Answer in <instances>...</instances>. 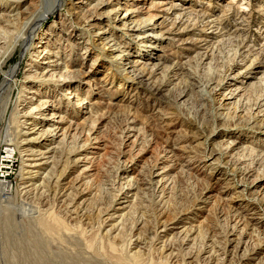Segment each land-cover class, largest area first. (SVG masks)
<instances>
[{"label":"rangeland","instance_id":"1","mask_svg":"<svg viewBox=\"0 0 264 264\" xmlns=\"http://www.w3.org/2000/svg\"><path fill=\"white\" fill-rule=\"evenodd\" d=\"M97 1L65 0V7L60 8V15H63L64 19L60 21L64 20L62 26L73 30L74 35L65 36L61 33L62 39L53 37L50 42L56 40L55 47L60 45L65 49L71 48L69 52L67 50L65 53L63 49L60 52L68 61L83 62L82 66L78 67L83 72L91 70L93 58L98 56L97 61L100 62L98 77L104 79L106 88H109L111 100L117 105L110 107L108 111H103L104 115L101 112L102 115L96 114L87 121H83L84 119L79 116L78 127L85 130V133L88 130L91 131V144H84L81 141L79 145H82V148L73 152V146L69 140L62 153L54 155V158L49 159L46 167H41L40 173L44 172L41 176L48 173L51 180H46V186L38 191L32 186L26 189L23 187L29 185L24 182L31 178L34 179H31L30 183L38 181L39 176L34 175L37 171L35 169L32 170L33 174L28 172L29 169L26 166L30 162L23 150L25 146L20 144V136L10 142L16 150L10 157L2 150L7 142H5V134L1 136L0 182H7L12 186L13 200L8 203L0 197V264H19V249L14 235L18 239L19 236H23V230L30 227L34 218H39L37 216L45 218L49 214L68 223L67 226L72 232H69L70 235L66 234L69 242L63 247L67 252L72 253L71 258H74V261L76 259L79 261L76 260V263L115 264L108 255L116 253L115 255L122 254L128 258V264H238L245 250L250 252L259 246L261 249L256 255H249L250 258H255L250 263L264 264L263 234L260 237L252 236V238L244 236V232L248 231L253 223L260 228L258 229L260 233L264 231V163L257 164L252 172L245 174L250 160L239 161L237 158L241 156L240 148L243 144L236 146L232 144L233 141L238 143L248 139L247 142L251 143L252 147L264 148L263 111L260 112L262 115L258 114L260 116L257 120L255 119L256 121L249 124L255 126L253 129L234 125L249 119L250 107H254L260 100L262 102L264 98V0H174L177 3H187L185 6H191L189 9L195 10V13L187 22L188 28L184 32H182L184 24H178L170 35L152 39V44L159 41L154 50L152 45L145 47L146 44H150L147 42L149 40L143 39L145 41L142 42L137 38L142 31L128 32L120 24L108 22L107 18L96 20L88 30L82 29L79 22L81 21L80 11L92 9ZM126 1L130 4L133 2V0ZM8 3L13 5L7 6L6 9L14 8L17 4L23 7L27 3V6L31 1L26 0L22 4V0L18 2L8 0ZM123 3L125 0H120L119 3L111 0L101 11L106 14ZM57 13L59 9L43 23L45 28L52 24L56 26L55 30H59L61 25L56 22ZM202 14L206 17L205 21H211L207 27L202 25L200 17L198 22L196 21ZM142 16H147V13ZM161 21L162 19H159V22ZM166 25H163L165 26L163 30L170 26ZM111 30L114 35L111 38L116 40L108 42L101 40L104 35H98V33L105 32V38H109ZM205 32H208V36L212 35L209 38L212 39V51H207L208 58L197 54L199 51L202 52L199 48L181 43L178 38L173 39L177 34L184 40L192 37L199 39V35H205ZM125 42L130 45L128 51L132 52L118 59L121 63L125 59L128 62L138 59L140 62L146 61L139 56L141 53H152L154 57L160 55L167 58L152 77V80L157 82L164 79L166 84L168 81L164 88L167 92L169 91L165 92L166 97L152 96L141 85L132 82L131 78L129 79L130 75L119 71L121 65L117 62L119 52L115 54L112 52H115L113 49L119 43L125 46ZM245 43L252 48H250L252 52L248 54L249 56L245 55L246 58H238ZM73 44H77L75 48L71 46ZM33 46L39 50L38 53L28 52L20 61L21 50L18 48L4 65V69H0L1 82L10 67L20 61V70L11 94L12 103L19 96L22 97L18 101L15 123L11 124L15 125L18 133L27 132L29 123L33 121L51 124L53 120H57V117L47 119L52 109L48 107L51 102H48L45 108L38 106L37 85L41 82H31L32 79L28 81L24 77L25 73L32 68L30 64L45 65L51 62L56 54L49 55L43 52L40 55L43 49L37 47L41 44ZM137 50L140 51L135 53ZM48 55L51 56L50 60L46 59ZM2 61L3 59H0V63ZM176 61L185 63L194 78L187 74L175 75L172 65ZM113 67L115 69H112ZM62 72V70L56 71L53 74L54 77H49L50 74H47L55 88L52 96L58 107L54 109L61 108L69 113L73 106V112L79 109L84 111L83 106L74 105L76 103L73 97L68 95L67 89L71 85L61 87L59 83V85L55 84ZM238 72L250 75L245 84L248 88L246 92L245 90L241 92L243 99L240 102L238 100L240 96L229 99L224 107L221 104L226 103L224 96L229 97L230 90L225 82L229 83V78ZM220 82H222L221 89L216 87ZM80 87L84 93L87 91L85 79ZM28 90H33V93H28ZM183 92L185 96L180 97L179 94ZM108 93H106L107 96ZM25 97H34V101L27 104L23 102ZM41 99L51 101L52 98L42 97ZM11 111L10 108L7 118ZM253 112L257 113L258 109H253ZM130 113L129 120L135 116L137 132L129 140L125 131L124 133L122 131L125 130V119ZM33 118L35 120H32ZM3 125L4 121L0 118V128ZM35 130L37 132V128ZM85 138L83 136L82 140L84 141ZM48 140L51 138L49 137ZM132 140H136L135 146ZM60 143L62 144L61 137L56 139L53 147L61 146ZM130 145L135 147L131 150L133 152L130 151ZM102 146L104 150L96 149ZM233 146L235 149L230 150ZM172 148H176L175 155L170 153ZM85 153H88L87 157L94 156V158H88L85 159L86 162L76 164L75 160L83 159ZM164 166L173 167L169 173L171 177L168 181H171L162 186L157 185L159 179L157 174ZM181 166L188 170L187 174L181 173ZM86 167L88 171H84ZM132 167L136 169V173L131 174ZM130 174L136 179L143 180L144 183L139 185L141 187L139 191L129 189L126 180ZM205 184L216 187L218 190L212 195L209 194L212 196L209 199L201 200ZM0 188L5 192L4 187ZM134 194L138 197L137 201L135 200L129 209H124L123 213H126V216L122 220L115 217L114 220L107 221L113 213L118 211V208L123 206L121 202L125 196L132 199L131 196ZM239 207L243 210L244 218L240 221L229 218V211ZM70 210H75V214ZM118 214L120 213L117 212L114 216ZM176 222H183L188 226L190 222L194 223L195 233L187 238L183 234L178 235L177 230L165 231L173 227V223ZM114 223L117 226L109 236L108 231L112 225H115ZM10 231L11 234H9ZM94 239H96L95 246L92 249L88 248L87 243ZM239 240L241 244L236 247ZM14 244L17 248H14ZM111 246H116L115 249L113 248L114 252ZM53 247L60 246L54 243L51 249ZM134 252L139 254L135 255L137 259ZM170 254L174 256L173 260L167 259ZM14 255L18 258L12 257ZM79 256L81 259H78ZM46 263L51 264L52 261L48 260Z\"/></svg>","mask_w":264,"mask_h":264},{"label":"bare ground","instance_id":"2","mask_svg":"<svg viewBox=\"0 0 264 264\" xmlns=\"http://www.w3.org/2000/svg\"><path fill=\"white\" fill-rule=\"evenodd\" d=\"M18 1L19 0H17V2ZM25 1L26 0H22V4H24ZM30 1H31V3H28L27 6H26L27 3H25V6H23V7H19V5L17 4L16 7H14V8H7L6 9L7 6L11 7L13 4L8 3V0H0V9H1L0 12H2V13H0V59H3V61L0 63V69L1 70L4 69V65L8 62V60L11 58V56L14 55V52L18 48H20V50H21L20 51L21 52V60L20 61H22L23 56L28 52L32 51V53H34V52L38 53L39 50H36L33 46V45H38V44H41V46H38L37 48L43 49V51L39 53L40 55L43 52L45 54H49V55L50 54H52V55L56 54L55 57H53L54 59L51 62H47L45 65L30 64V66L32 68L28 70L29 72L25 73L24 77L28 81H30V79H32L31 82H33V81L41 82V84L37 85L38 86V92H39L38 106L45 108V107H47L45 105L48 102H51V105H49L48 107H51L52 109H51V112L49 113V115L47 116V119L48 118L52 119V118L57 117V120H53L51 122V124H45L42 121H33V122L29 123L30 126L27 128L28 131L22 132V133H20V132L18 133L15 125L14 126L11 125V124L15 123V116H16V113L18 112L17 111L18 101H20V99L22 98L21 96H19L14 103H12V101H11L13 84L16 83V79L18 77V73L20 70L19 69L20 61H19L18 63H16L15 65H12L10 67V69L5 73L4 78L0 82V118L4 121V125L0 128V138L3 134H5L4 135L6 137L5 142H7V143L4 144L5 147H3L2 150L4 153H6L10 157L16 151L15 148L12 147L13 145L10 142H13L15 137L20 136V138H21L20 144L25 146V149L23 148V150H24V152H26V155L28 156L27 157L28 162H30L26 166L29 169L28 172H29V174H31V173L33 174L32 170L35 169L37 171L34 173V175L39 176L38 181H36L34 183H30L31 179H34V178H31L30 180L24 182L25 184H29V185H26L23 187H24V189H26V188H30L32 186V187H34V189H36L38 191V190L43 189L46 186L45 185L46 180H48V181L51 180V176L48 173L41 176V174L44 173V172L40 173L41 167H44L45 165H47L49 159L54 158V155L62 153L64 151L65 147L67 146L66 144H68L69 140H70L69 143H71L72 144L71 146H73V150H74L73 152H76L75 150L82 148V145H79L81 141L84 142V144H87V143L91 144L90 143L91 131L88 130L85 133V130L78 127L79 126V123H78L79 116H81L84 119L83 121H85V120L87 121V119L92 118L96 114L99 115V113H100V115H102L101 112H103V111L105 112V110L108 111L107 109H109L110 107L116 106L117 103L114 104L112 102L113 100H111V95L108 93L109 88H106L104 79L98 77V73H99L98 70L100 67V64H99L100 62L97 61V59L99 58L98 56H97V58H93V62L90 65L91 70L89 72H83L80 68H78V67L82 66L83 62H81V61L78 62L76 60L75 61H68V59H64L62 52H60V50H62V49L64 50V52L65 51L67 52V50L69 52L71 50V48L65 49L64 47H60V45L55 47L56 42H57L56 40H54L53 42H50L51 41L50 39H53V37H56V39L57 38L62 39L63 36L60 35L61 33L64 34L65 36H69V35L73 36L74 35L73 30L71 31V29H68V28H65L62 26V23L64 22V20L60 21V20L64 19L63 15H60V12H61L60 8L65 7V3H64L65 0H30ZM90 1H92V0H89V2ZM116 1L119 3L120 0H116ZM110 2H111V0H98L97 4L93 8L91 7L92 9L89 8L87 10L80 11L81 21H79V22H80L81 28L82 29L87 28V30H88L89 26H91L96 20H101L102 18H107L106 20H108V22L120 24L122 27L127 29L128 32L139 33V31H142L141 34L137 35V38L141 39L142 42L145 41L143 39L149 40L147 42H150V44L149 45L146 44L145 47H151V45H152L153 50H154V48L155 49L157 48L159 41L153 42L154 44H152L151 43L152 39L163 37L166 34L170 35V33H172L173 30L176 27H178V24H184V27L182 28V32H184L188 28L187 22L190 21V19L192 18V15L195 13L194 12L195 10L193 11V10L189 9V7H191V6H189V7L185 6L187 3H185V4L184 3L183 4L177 3L174 0H133V2L131 4L125 0V3H123L121 6L119 5L117 8L115 7L114 8L115 10L112 9L108 13L104 14L101 10H103V8H105V6L108 5ZM124 6H126V7H124ZM58 9H59V13L56 14L58 16V17L56 16L57 17L56 22H58V24L61 25L59 30H55L54 28H56V26H54V25L52 26V24L48 25L45 28L43 26V23L51 15H53L56 11H58ZM146 13H147V16H142L143 14H146ZM199 17L201 18L200 20H201V23L204 27H207L211 24V21H205L206 17L204 14L198 16V18L196 19L197 22L199 20ZM159 19H162V21L159 22ZM56 22H54V23H56ZM167 22H169L167 25H170V26L166 27L167 28L166 30H163V27H165L163 25H166ZM150 26H151V28L148 29L147 27H150ZM204 29H206V28H204ZM104 33L105 32L98 33V35H102V34L104 35L103 37H101V40H104L106 42L116 40L114 38H111L112 36H114L112 30H111V35L109 38L108 37L105 38ZM207 33L208 32H205V35L204 34L199 35L200 36L199 39L198 38L194 39L192 37V38H187L184 40V39H182V37H180V38L178 37V35L180 34V32H179V34H177V36H174L173 39L178 38V41H181V43L184 42L185 44L199 48V50H202V52L203 51L204 52L200 53V51H199V52H197V54H199L201 56L203 55L204 58H208L209 55H208L207 51L208 50L212 51V46H211V44H212L211 40L212 39L211 40L209 39L212 35L208 36ZM209 33H210V31H209ZM128 34H130V33H128ZM115 38H116V36H115ZM77 39H79V38H77ZM89 40L90 39H88V41ZM115 44H116V42H115ZM76 45L73 44L71 46L73 48H75ZM128 47H130V45L127 42H125V46L120 45V43H119V45H117V47H115L113 49V51H115V52H112V53L115 54L116 52H119L117 54V57H119V58H117V62H119L118 59L120 60L123 58L124 54H131L132 51H128ZM250 48L251 47H249V45L248 44L246 45V43H245V45H243V47L241 48V51L239 52L238 58H240V57L246 58L247 56H245V55L251 54L252 48L251 49ZM54 50H57V51H54ZM139 51L140 50H137V51H135V53L139 52ZM70 54H71V52H70ZM243 54L245 57L243 56ZM48 56L46 59L50 60L51 56H49V57ZM139 56L145 58L146 61L140 62V60L138 59L135 61L132 60L131 62H128L125 59L122 63L119 62V63H121V65L119 67V71L121 73L125 72L128 75H130L129 79L131 78L132 82H135L136 84L141 85V87L145 88L148 91V93H150L152 96H154V97H166L164 95H165V92H167V91L164 88H165L168 81L165 84L164 79L161 82H159V81L157 82V81L152 80V77H153V74H155V72L158 69H160V66L164 64V62L167 58H165V56L161 57L160 55L159 56L157 55L154 57V56H152V53H144V54L141 53V54H139ZM240 61H241V59H240ZM172 66H173L172 71L174 72L175 75L187 74L189 77H193L192 72L190 70H188V68L185 66V63H182L181 61H176V62H174V64ZM112 69H115V68L113 67ZM58 70H62L63 72H62L61 76L59 77V79H57L55 81V84L59 83L60 85L59 84L58 85L61 87L71 85L67 89V91H68L67 93H68V95H71L73 97V100L76 103L74 105L83 106L84 111L79 109V110L73 112V110H72V109H74L73 106H71V108H70L71 111L69 113L65 112L61 108H59L57 110L54 109V107H58V104H56L55 99H53L54 97L52 96V92H55V88L50 83V81H52V79H50L49 77H54L53 74H55V72ZM47 74H50V75H48L49 77H47ZM248 77H250L249 74L244 75V74H242V72H238L237 74H235L231 78H229V80H230L229 83H228V81L225 82V85H228L230 87V90L228 92L229 97L227 95L224 96L225 97L224 102H226V103H222L221 104L222 106L225 107L228 104L227 102L229 99H236L239 96H240V99H238L239 102L243 99L242 98L243 94H241V92H243V90H245L244 92H246V90L248 88V85L247 86L245 85L247 83ZM164 78H165V75H164ZM84 79L86 80V87H87V91L85 93H84L83 89L80 87V84L82 83V81ZM221 83L222 82L218 83L216 87L220 88L222 85ZM37 86L34 85V87H37ZM184 92L180 93L179 96L184 97L185 96ZM28 93H33V90H28ZM106 93L109 94L108 95L109 97L106 95ZM171 94H172V92H171ZM42 97H50L52 99H50L51 101H48V100L43 101L41 99ZM260 99H262V97ZM23 100H24V98H23ZM33 101H34V97H30V98L25 97V100L23 102H26L27 104H31ZM263 102H264V98L262 99V102L260 100V102L255 103L254 107L253 106H252V108L250 107L251 113L249 111V116H248L249 119H247L245 121L246 123L244 122L245 124L242 123V121H241V122H238L237 124H234V125H238V126L242 125V126L250 127L253 129L255 126H250L249 124L252 123L255 119L257 120L258 116L262 115V113H260V112H262V111L264 112V110H262V108L264 107ZM10 108L12 109V111H11L9 118H7V112ZM253 109H258V112L257 113L253 112ZM227 110H229V108H227ZM243 111L244 110L242 109V112ZM104 112H103V115H104ZM259 113H260V115H258ZM130 116H131V113L129 115H127V118L125 119L126 125L124 126L125 130L123 129V131H122L123 133L125 131L126 137L129 140L131 137L134 136L135 132H137L136 120H134L135 116L133 117V119L129 120ZM263 116H264V114H263ZM32 120H35V119L33 118ZM263 121H264V119H263ZM36 128H37V132L35 130ZM83 136L86 137L84 141L82 140ZM49 137L51 138V140H48ZM59 137H61V142H62V144L60 143L61 146L53 147V144L56 142V139ZM15 140H16V138H15ZM48 141H49V143H48ZM135 141L136 140L131 141V142H133L132 144L134 146H135ZM247 141H248V139H245V140L238 142V143L235 141H233V143H232L234 146H236L240 143L243 144L242 147L240 146L241 147L240 151L242 152L241 156H239L237 158L239 161L240 160L243 161L246 159L250 160V164H249L248 168L246 169L247 171H245V174L246 173L249 174L250 172H252L254 170L255 166H257V164L260 165V164L264 163V148L252 147L251 143H248ZM46 143H48V144H46ZM246 143H248V144L244 145ZM84 144H83V146H85ZM98 145H100V144H98ZM130 146H131V149L129 148L130 151L135 148V147L133 148L132 145H130ZM234 146L230 150L235 149ZM96 147H101V146H96ZM96 149H103L104 150L105 148H104V146H102V148H96ZM174 149H176V148H172V150H170L171 154H174V152H175ZM70 150H72V149H70ZM131 152H133V151H131ZM139 152H141V151H139ZM245 153H248V154H245ZM51 154H53V155H51ZM86 154L88 156V153H85V157L81 160L80 159L75 160V163L79 164V162H86L87 160H85V159L94 158V156L93 157H87ZM93 154H97V152H93ZM137 155H139V154H137ZM91 164H92V162H91ZM42 169H44V168H42ZM153 169H154V167H153ZM156 169H158V168H156ZM171 169H173V167H171V166H164L163 168L159 169V171L160 170L161 171L158 172V174H157V177L159 178V179L157 178L158 179L157 185L159 184L162 186V184H165L166 182L171 181V180L168 181L171 177V175L169 176ZM88 170L89 169L86 167V169L84 171H88ZM135 170L136 169L134 167H132L130 170L131 174L136 173ZM180 171L182 174H184L188 170L185 169L183 166H181ZM131 174L128 175V177H127V180H126L127 185H129V187H130L129 189H136L139 191V189L141 188L139 185L144 183V182H142L143 181L142 179H136L135 176L134 177L131 176ZM52 180H53V178H52ZM76 182H78V181H76ZM0 183H1L0 187H4V189H5V192H4V191H2V188H0V193H1L0 197L3 198V201L5 200L8 203L12 202V200H13V196L11 194L12 186L7 182H0ZM217 190L218 189L216 187H213V186L207 184L205 189H204V193H203V196L201 197V200L202 199H205V200L209 199L210 197H212L209 194L212 195V193L216 192ZM29 191H30V189H29ZM40 195H42V194H40ZM206 195H208V197H206ZM131 198L132 199H128V197L125 196V199L121 202V204L123 206L121 208H118V211H117L120 214H118L117 216H114V214H116L117 212L113 213V216H111L109 218V220H107V221H111L112 219L114 220L115 217L122 220V218H124V216H126L125 215L126 213H123L124 209H127V208L129 209L131 207V205L135 202V200L137 201L136 198H138V197L136 194H134V196H131ZM1 201H2V199H1ZM75 209H77V208H75ZM74 211L70 210V212H72V213H74ZM37 217H39V218H34L32 220V222H31L32 224L29 225L30 226L29 228L26 227L25 230H23V236H19L17 239V236L14 235V237H16V240H17L16 243H17V246L19 249V251H18L19 256L17 254H15V255H17L19 258L15 255L12 257H17L19 259V264H47L46 261H48V260L52 261L51 264H90L89 262H82V261H81L82 263H78L79 261L77 259L76 260L78 262L76 263L75 262L76 260L74 261L73 260L74 258H71L72 253H69L70 252L69 250H68L69 252H67L66 249H64L63 246L69 242L66 234H68L69 232H72L70 227L67 226L68 223H65L61 219L57 218V216H53L51 214H49V216H46L45 218L40 217V216H37ZM228 217L231 219L234 218L233 220L240 221L244 218L243 210L239 207V208H236L234 211H229ZM30 221H29V223H30ZM116 223H114L115 225H112V227H110V230L108 231L109 232L108 235L110 233H112V231H115V228L117 226ZM173 224H174L173 227H171L169 229H165V231L177 230L176 233L178 235L183 234L187 238H189L196 231V226L193 225L194 223H192V222H190L189 226L186 224H183V222H181V223L176 222ZM258 229H260V228L257 227L256 223H253L251 225V227L249 228V230L244 232V236H248V237L252 238V236L260 237L263 234V241H264V231L262 233H260V231H258ZM233 231H234V229L232 228V230H231L232 234H233ZM9 234H11V231ZM5 235H7V234H5ZM68 235H70V233ZM71 235L73 236V233H71ZM82 235H83V233H82ZM11 236L13 237V234ZM6 239H10V238L6 237ZM16 240H12V241L15 242ZM54 243H58L60 247H57V248L53 247V249H51V247ZM95 243H96V239L89 241L87 243L88 248L92 249V247L95 246ZM240 244H241V240L238 241L236 247H238V245H240ZM14 246H15V244H14ZM114 247H116V246H114ZM114 247L111 246L112 249ZM14 248H17V247L15 246ZM114 249H113V252H114ZM259 249H261V248L258 246L257 248L250 251L251 253L247 252L245 250V252H243V254L240 256L241 258H240V261L238 264H251L252 263L251 261H253L255 258L254 259H253V257L250 258L249 255H256ZM116 250H117V248H116ZM115 254L114 255H108L110 257V259L115 261V264H128L129 263V259L126 258L124 255H122V254L121 255H115ZM117 254H119V253L117 252ZM135 255H139V254L135 253L134 256ZM74 256H72V257H74ZM168 256H167V259H169V260L174 259L173 255L170 254ZM48 257H50V258H48ZM79 258L81 259L80 256L78 257V259ZM135 258L137 259L138 257L135 256ZM84 260H85V258H84ZM13 261H14V258H13ZM16 261H17V259H16ZM208 261H210V260H208ZM14 264H16V263H14ZM162 264H164V263H162Z\"/></svg>","mask_w":264,"mask_h":264}]
</instances>
